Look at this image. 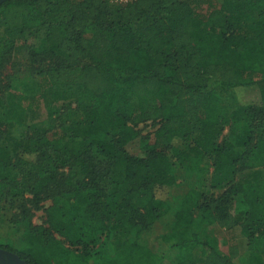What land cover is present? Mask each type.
Masks as SVG:
<instances>
[{
  "label": "trees",
  "instance_id": "trees-1",
  "mask_svg": "<svg viewBox=\"0 0 264 264\" xmlns=\"http://www.w3.org/2000/svg\"><path fill=\"white\" fill-rule=\"evenodd\" d=\"M18 47L29 50L40 96L3 84ZM49 88L75 119L42 129L33 119ZM241 90L258 102L243 104ZM0 94V197L29 193L36 208L60 200L23 249H1L27 264H164L140 237L171 210L162 194L178 187V173L212 167L213 188L224 191L182 198L168 236L178 264H264V0L7 1ZM148 123L158 128L136 157L129 145ZM12 128L37 148L13 154L3 142ZM247 171L253 180L234 181ZM196 213L203 225L239 228L248 254L202 240ZM112 231L122 256L97 251Z\"/></svg>",
  "mask_w": 264,
  "mask_h": 264
},
{
  "label": "rangeland",
  "instance_id": "rangeland-1",
  "mask_svg": "<svg viewBox=\"0 0 264 264\" xmlns=\"http://www.w3.org/2000/svg\"><path fill=\"white\" fill-rule=\"evenodd\" d=\"M27 39H33L28 37ZM33 63L29 56V50L26 47H18V49L9 57L8 64L5 66L2 73L3 84H12L16 92H20L28 86L33 89V93L40 96L38 87L39 80L33 75ZM54 90L47 89L44 91L46 98L41 101V108L38 116L33 119V122L43 124L41 128H48L49 126L59 125L61 121L70 123L75 119V115L66 112L64 107H68V103H64L61 98L55 99ZM240 101L243 104H250L258 102L259 98L253 90H241L237 93ZM1 96V94H0ZM3 97V96H2ZM9 101H6L8 105ZM75 104H72V107ZM74 108V107H73ZM60 111L58 116L53 114ZM158 126H153L150 123L143 124L138 127L140 136L137 140L129 145V152L136 156H142V148L146 142L144 139L149 138V143L152 142V135ZM23 132V134H22ZM22 129H9L5 140V145L11 150L13 154L22 152L24 150H35L33 145L29 144L28 136L25 135ZM230 135L229 127L224 130L219 142L227 139ZM189 145H184L186 149ZM34 174H40L41 168L34 159L32 166ZM26 169V168H25ZM254 171H247L239 174L234 181L253 180ZM34 175V176H35ZM178 187L171 191L162 194L164 199L168 198L171 210L168 214L158 220L140 237L139 243L145 247L152 248L159 255L164 256V264H178L179 253L176 249L171 247V241L168 236L171 234L173 226L176 222V212L179 210L182 198L189 191H196L205 197L218 196L224 190L213 188V168L207 174L201 175L198 173H178L176 175ZM10 191L2 192L0 197V246L8 247L14 250H20L25 247V238L28 229L33 227H48L47 223V209L54 203L60 202L56 197L46 199L40 205L35 207L31 202L32 196L26 193L23 197L12 198L9 196ZM194 232L204 241H212L217 244V249L222 254H227V250L231 246H236L239 250L240 257H245L248 254V240L242 235L241 230L236 228L234 230H223L217 226L203 225L199 222V214L195 215ZM56 238L63 242L68 250H72L67 242L62 238ZM118 241L117 231H112L107 238H104L97 248L98 252L105 253L111 257H119L124 255V250L120 249L116 243ZM264 262V255H263ZM92 264H95V260Z\"/></svg>",
  "mask_w": 264,
  "mask_h": 264
},
{
  "label": "water",
  "instance_id": "water-1",
  "mask_svg": "<svg viewBox=\"0 0 264 264\" xmlns=\"http://www.w3.org/2000/svg\"><path fill=\"white\" fill-rule=\"evenodd\" d=\"M10 0H0V6ZM0 264H27L18 255L0 248Z\"/></svg>",
  "mask_w": 264,
  "mask_h": 264
},
{
  "label": "built area",
  "instance_id": "built-area-1",
  "mask_svg": "<svg viewBox=\"0 0 264 264\" xmlns=\"http://www.w3.org/2000/svg\"><path fill=\"white\" fill-rule=\"evenodd\" d=\"M135 0H110V2L117 6H126L129 3H132Z\"/></svg>",
  "mask_w": 264,
  "mask_h": 264
}]
</instances>
